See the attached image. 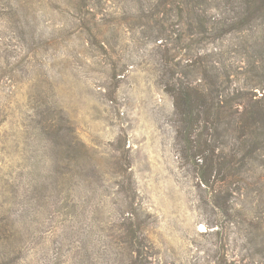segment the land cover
<instances>
[{
    "label": "rangeland",
    "instance_id": "374dc122",
    "mask_svg": "<svg viewBox=\"0 0 264 264\" xmlns=\"http://www.w3.org/2000/svg\"><path fill=\"white\" fill-rule=\"evenodd\" d=\"M157 2L105 0L93 5L92 19L75 0H0V227L15 229L20 264H122L124 244L110 235L119 232L121 215L114 149H129L148 264H215L222 256L264 264L253 195L236 193L234 218H227L210 203L205 209L199 194L209 199L210 189L197 188L180 167L157 35L174 37L184 26L175 11L165 18ZM82 18L102 31L99 38H89ZM258 31L246 32L243 47L238 35L227 34L204 44V58L217 61L219 72L242 64L235 78L243 83L263 50L251 44ZM170 47L174 61L185 53ZM37 110H61L94 151L101 178L87 164L66 197L52 196L56 148L39 131ZM247 211L255 226H248Z\"/></svg>",
    "mask_w": 264,
    "mask_h": 264
},
{
    "label": "trees",
    "instance_id": "16d2710c",
    "mask_svg": "<svg viewBox=\"0 0 264 264\" xmlns=\"http://www.w3.org/2000/svg\"><path fill=\"white\" fill-rule=\"evenodd\" d=\"M137 1L140 4L146 0ZM75 3L93 19L97 16L93 5L98 7L105 0H75ZM155 6L165 18L175 11L184 26L174 37L166 32L157 35L166 74L162 87L173 103L174 144L180 167L192 173L197 188L210 189L209 199L204 193L199 194L205 209L210 203L212 210L216 208L227 218H234L232 197L236 193L252 194L251 201H255L254 206L261 214L257 222L264 245V0H158ZM137 17L143 18L144 13ZM82 19L81 27L89 38H99L102 31L96 24ZM256 29L259 31L254 39L251 36V44L263 50L258 60L250 61L252 68L245 70L249 74L243 83L235 78L241 73L242 64L230 62L228 69L219 72L216 60L213 62L211 58L210 63L204 58V44L220 41L227 34L238 35L243 47L246 32L254 33ZM170 44L185 50L177 61L173 59ZM37 114L41 120L39 131L56 148L52 196L59 198L70 184L78 185L77 179L84 180L88 165L95 178L102 177V167L96 165L94 151L83 146L61 110H52L48 115L37 110ZM111 159L116 174L115 192L121 196L116 208L121 210V215L119 232L110 235L124 244L126 257L122 264H148L147 257L151 255L143 249V229L138 220L140 206L135 200L137 189L129 149H114ZM68 205L66 198L60 207ZM245 214L251 227L252 214L250 211ZM217 230L212 231L217 233ZM14 235L12 227H0V245H4L0 249V264H20L22 249L12 244ZM227 261L222 256L215 264H234Z\"/></svg>",
    "mask_w": 264,
    "mask_h": 264
}]
</instances>
